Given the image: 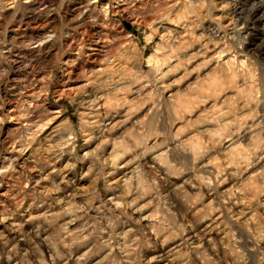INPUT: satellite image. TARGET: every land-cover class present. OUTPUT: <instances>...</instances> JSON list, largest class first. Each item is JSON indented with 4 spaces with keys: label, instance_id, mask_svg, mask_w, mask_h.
<instances>
[{
    "label": "rangeland",
    "instance_id": "374dc122",
    "mask_svg": "<svg viewBox=\"0 0 264 264\" xmlns=\"http://www.w3.org/2000/svg\"><path fill=\"white\" fill-rule=\"evenodd\" d=\"M0 264H264V0H0Z\"/></svg>",
    "mask_w": 264,
    "mask_h": 264
},
{
    "label": "bare ground",
    "instance_id": "6f19581e",
    "mask_svg": "<svg viewBox=\"0 0 264 264\" xmlns=\"http://www.w3.org/2000/svg\"><path fill=\"white\" fill-rule=\"evenodd\" d=\"M243 11V10H242ZM252 14V13H251Z\"/></svg>",
    "mask_w": 264,
    "mask_h": 264
}]
</instances>
